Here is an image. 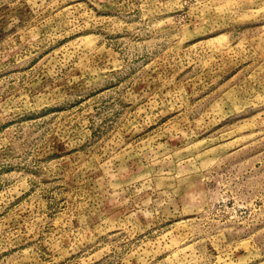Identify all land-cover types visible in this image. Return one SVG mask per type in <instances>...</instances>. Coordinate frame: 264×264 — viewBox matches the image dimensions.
Segmentation results:
<instances>
[{"label": "rangeland", "instance_id": "obj_1", "mask_svg": "<svg viewBox=\"0 0 264 264\" xmlns=\"http://www.w3.org/2000/svg\"><path fill=\"white\" fill-rule=\"evenodd\" d=\"M0 264H264V0H0Z\"/></svg>", "mask_w": 264, "mask_h": 264}]
</instances>
